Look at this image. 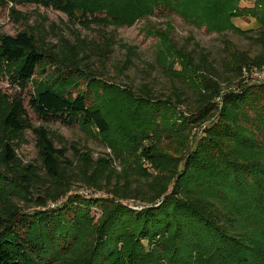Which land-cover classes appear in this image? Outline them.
I'll use <instances>...</instances> for the list:
<instances>
[{"label":"trees","instance_id":"1","mask_svg":"<svg viewBox=\"0 0 264 264\" xmlns=\"http://www.w3.org/2000/svg\"><path fill=\"white\" fill-rule=\"evenodd\" d=\"M68 1L0 0V6L36 4L67 9L71 7ZM80 1L85 11L109 16L117 25L132 24L149 14L171 13L181 2L136 0L131 5L132 0ZM188 1L192 7L187 12L193 13H187L186 19L196 27L203 12L214 18L211 27L218 30L226 22L233 25L232 19L240 18L242 11L248 12L241 8L240 0H234L226 6L232 9L236 5L240 12L228 20L231 11L225 9L223 0ZM254 1L249 12L257 10L263 15L260 24L255 21L258 26L254 32L256 42L264 48V0ZM46 34L42 29L41 43L27 33L0 39V71L4 66L14 68L9 78L20 92L27 90L47 58L59 67L58 71H75L81 65L87 66L84 60L88 52L101 59L111 53L110 44L93 50L78 36L73 42L59 38L57 47L46 45ZM160 38L197 76L196 85L187 86L175 75L171 77L179 70L169 73L158 59L155 66L170 76L172 83L168 95L155 94L146 86L137 91L117 87L96 79L98 75L90 69L84 71L93 85L102 89L110 85L124 91L136 101L141 116L145 112L158 115L162 110H175L180 139L195 128L201 130L192 150L186 157L159 154L155 143H151L160 131L159 125L151 127L153 134L146 136L149 127L140 128L142 135L133 142L131 154L140 153L151 166L149 172L118 164L107 153L93 157L90 150L82 151L75 145L57 149L51 132L43 125L33 127L21 99L14 97L0 121V184L10 188L0 191L5 192L0 195V264H58L62 257L77 264H161L162 260L166 264H264V165L257 162L244 167L238 160L246 154L239 149L255 148L259 136L264 144V81L256 82L252 77L253 71L264 68V49L255 56L229 51L223 78L198 44L188 51L178 48L168 34H160ZM121 48L127 56L136 57L133 46L121 44ZM130 63L127 58L126 64ZM28 105L45 123L89 125L100 135L111 130L103 109L91 106L84 93L72 97L69 92L63 95L46 87L31 96ZM148 120L152 123L156 118ZM27 130L36 135L40 167L23 164L16 153V139ZM81 190L91 194H80ZM59 202L55 208H48ZM132 205L141 208L135 210ZM92 210L95 215L100 211L96 222ZM85 225L92 239L79 253L73 248ZM177 244L185 247L183 254Z\"/></svg>","mask_w":264,"mask_h":264},{"label":"rangeland","instance_id":"2","mask_svg":"<svg viewBox=\"0 0 264 264\" xmlns=\"http://www.w3.org/2000/svg\"><path fill=\"white\" fill-rule=\"evenodd\" d=\"M134 1L136 0L130 1V4L133 5ZM223 1H225L223 4L225 9L231 11L227 17L228 20L230 16L239 14V8H235L236 5L232 9L226 6L234 0ZM68 2H70L71 7L67 9L45 8L36 4L8 3L0 6V39L4 36L14 37L18 33H27L32 35L38 43H41V30L46 29L47 34L44 38L46 45L57 47L59 38L73 42L78 36L89 43L93 50L96 47L103 49L106 43L110 44L112 46L111 53L106 59H101L88 52V56L84 60L87 66L81 65L75 71L72 68L58 71L59 67L54 65L50 58H47L46 63L36 71L24 92H20L10 82L9 71L14 68L4 66L0 71V121L2 120L1 114L6 113L12 99L19 97L30 124L33 127L43 125L47 128L53 135L57 149L63 147L69 149L71 145H75L82 151L90 150L93 157L107 153L114 157L118 164H125L135 170L152 171L150 164L140 153L131 154L133 142L138 141L142 135L140 128L149 127L144 134L146 136V134H153L150 133L151 127L159 125L160 131L155 134L151 143H155L159 154L176 157H186L189 154L193 148V141L196 136L201 134V130L195 128L192 133L180 139L179 134L181 132L177 131L175 125V122L178 124L180 122L175 110H162L158 115H149L145 112L146 115L141 116L142 110H136V101L126 95L124 91L112 88L110 85V88L106 89L100 88L97 84L93 85L88 80L89 77L84 70L90 69L98 75L96 79H102L105 83L109 82V84L117 87L131 88L132 91H137L146 86L155 94L163 96L169 94L172 83L170 76H166L159 67L155 66L154 62L157 59L167 68L169 73H172L173 69H178L179 71L173 72L171 77L174 78L175 75L187 86L196 85L198 78L188 69L182 58L175 53V50L169 49L167 42L160 38V34L163 36L168 34L178 48L184 47L188 51L193 49L195 44H198L223 78L226 71L225 65L230 59L229 51L247 52L251 56H255L264 49L256 42L258 36L254 32L260 24L258 22L262 21L263 15L259 14V11L256 12L257 10L253 14L249 12L255 4L254 0H240V6L247 8V14L242 11L240 18H233V25L229 26L226 22L222 26L226 29L224 31H222L223 28L220 30L212 28L211 24L214 18L212 20L204 12L201 18H198L201 22L200 26L196 27L188 22V14L193 13V10L187 12L192 7L188 0H181L171 13L149 14L132 24L120 25L114 23L109 16L91 14L85 11L81 7L80 0H69ZM211 2H206L204 8ZM259 10L263 11V7H260ZM255 21L258 23L257 25ZM237 29L241 31H236ZM108 38L111 39V42H105ZM121 44L133 46L136 57L127 56L125 49L121 48ZM127 58L131 61L130 64H126ZM46 87L53 88L63 95L69 92L72 97L76 96L77 93L86 94L91 106L95 104L103 109L111 129L110 132L106 135H100L93 126H80L76 123L63 125L57 121L45 123L38 119L31 111L28 101L31 96H35L38 91ZM151 118H156V120L150 123L148 119ZM253 126L250 125V127ZM255 127L251 129H255ZM246 128H248L247 125ZM261 137L259 136V144L255 148L239 149L246 152L244 156L238 157L241 166L248 167L257 162L264 165V144ZM16 140V153L23 164H35L40 167V162L37 160L36 135L31 130H27L23 136ZM145 140L144 144L147 145L148 140ZM70 154L71 152L67 156ZM261 167L264 169V166ZM4 189L5 192L10 190L7 185L0 184V191ZM5 192L0 193V195ZM80 192L83 193L84 190ZM57 205H60V202L50 204L48 208H55ZM131 208L139 210L141 207L132 205ZM31 210L34 209H28L27 212ZM96 213L95 215V210L91 211V215L94 217L93 222H96L100 217V211ZM77 238L73 249L80 253L92 239L91 231L87 225L78 232ZM157 241L158 239L155 242ZM175 243L178 242L175 241ZM142 244L147 249V241L144 240ZM156 245L154 246L156 247ZM177 247L182 248L179 244ZM184 249L185 247L180 253ZM187 253L193 254L192 251H187ZM170 254L168 253L169 256ZM58 264L77 263L73 259L62 257L58 259ZM161 264L166 263L162 260Z\"/></svg>","mask_w":264,"mask_h":264},{"label":"built area","instance_id":"3","mask_svg":"<svg viewBox=\"0 0 264 264\" xmlns=\"http://www.w3.org/2000/svg\"><path fill=\"white\" fill-rule=\"evenodd\" d=\"M252 77H253L254 81H256V82H261V81L263 82L264 81V68L261 70L253 71ZM83 193L80 192V194H83V195H90L91 194L90 191H85V190Z\"/></svg>","mask_w":264,"mask_h":264}]
</instances>
